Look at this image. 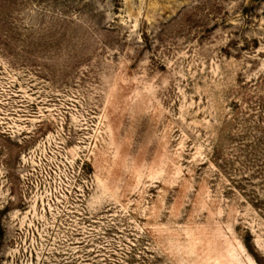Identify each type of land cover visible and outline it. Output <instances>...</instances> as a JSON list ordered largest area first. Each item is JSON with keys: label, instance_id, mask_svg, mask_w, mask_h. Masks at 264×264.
Returning <instances> with one entry per match:
<instances>
[{"label": "rangeland", "instance_id": "1", "mask_svg": "<svg viewBox=\"0 0 264 264\" xmlns=\"http://www.w3.org/2000/svg\"><path fill=\"white\" fill-rule=\"evenodd\" d=\"M0 264H264V0H0Z\"/></svg>", "mask_w": 264, "mask_h": 264}]
</instances>
